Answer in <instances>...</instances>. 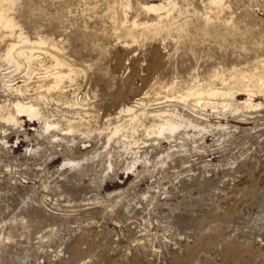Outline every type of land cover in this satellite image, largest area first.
Returning <instances> with one entry per match:
<instances>
[{"label":"rangeland","instance_id":"obj_1","mask_svg":"<svg viewBox=\"0 0 264 264\" xmlns=\"http://www.w3.org/2000/svg\"><path fill=\"white\" fill-rule=\"evenodd\" d=\"M159 1H12L15 32L73 74L48 90L52 59L5 60L0 33V107L41 118L0 119V264H264V87L249 109L233 82L264 75V0L142 8ZM192 87L233 98L202 108ZM163 119L179 129L152 134Z\"/></svg>","mask_w":264,"mask_h":264},{"label":"bare ground","instance_id":"obj_2","mask_svg":"<svg viewBox=\"0 0 264 264\" xmlns=\"http://www.w3.org/2000/svg\"><path fill=\"white\" fill-rule=\"evenodd\" d=\"M13 0H0V33L4 32V33H8V34H2V37H8V38H11L12 41H8V43H6V46H5V49H4V59L5 60H12L14 57H23L25 62L27 64L29 63H32L34 60L37 59V56L35 57L34 56V52L36 51H40L42 53H46L53 61L52 65L49 67L51 68V70H53V73H49L50 76H51V79H52V82L48 85V90L50 89H57L60 87V84L62 83V81L64 79H70L71 75L73 74V71L69 68L68 64H66L65 62H63L62 60H60L55 54H52V52H48L46 51V49H44L45 47H47L48 45V42L41 38V37H38L37 39H29L26 35H24L22 33L21 30H19L18 32H15V30H17L18 28V25L16 24V22L14 21V19L9 16V12L11 10V5L13 4L12 3ZM173 0H162V2H157V3H147V4H142V8L143 10H146L147 13L150 12V13H154L157 15V18L159 17V19L161 18V14L164 12H166V14H164L165 16L168 15V10H170L169 8H173L175 7V3L172 2ZM209 4H211L212 6H216L218 8H221L222 7V2L223 0H208ZM130 4V3H129ZM141 4V3H140ZM208 4V5H209ZM127 4L125 3V6ZM141 8V7H139ZM141 8V9H142ZM208 8V7H207ZM214 9V8H213ZM211 10V9H210ZM145 11V12H146ZM144 12V11H143ZM172 13V12H170ZM169 13V14H170ZM207 13V12H205ZM210 13V12H209ZM212 13V12H211ZM219 14V13H217ZM147 15V14H145ZM162 15V16H164ZM138 16V15H137ZM169 16V15H168ZM167 16V17H168ZM205 16V14L203 15ZM207 16V15H206ZM219 16V15H218ZM135 17H133L134 19ZM163 18V17H162ZM166 18V17H165ZM203 18V17H202ZM209 18V17H208ZM224 18V17H223ZM132 19V20H133ZM135 20V19H134ZM138 20V19H137ZM206 19H204L205 21ZM213 20V19H212ZM221 20V19H220ZM224 20V19H223ZM124 21V20H123ZM145 21V20H144ZM209 21V20H208ZM134 22V21H133ZM146 22V21H145ZM169 22V21H168ZM185 22V21H184ZM212 22V21H211ZM217 22V21H216ZM223 22V21H222ZM123 23V22H122ZM132 24V22H130ZM148 23V22H147ZM146 23V24H147ZM150 23V22H149ZM148 23V24H149ZM207 23V22H206ZM209 23V22H208ZM126 24H129L128 22ZM138 24V23H137ZM156 24V22H155ZM161 24V23H160ZM123 25V24H122ZM139 25V24H138ZM163 25V24H162ZM161 25V28L163 27ZM168 25V24H167ZM172 25V24H171ZM185 25V24H184ZM227 25V23H226ZM229 25V24H228ZM145 26V25H144ZM152 26V25H151ZM160 26V25H159ZM171 27V26H170ZM174 27V25H173ZM185 27V26H184ZM199 27V26H198ZM219 27V26H218ZM224 27V26H223ZM228 27V26H227ZM160 28V27H159ZM165 28V26L163 27V29ZM186 28V27H185ZM188 28V26H187ZM125 29V28H124ZM140 29V28H139ZM163 29H159V30H163ZM166 29V28H165ZM127 30V29H126ZM145 30V29H144ZM186 30V29H185ZM166 31V30H165ZM169 31V30H167ZM166 31V32H167ZM177 31V30H176ZM189 31V29H188ZM192 31V30H191ZM197 31V30H196ZM209 31V30H208ZM131 32V31H130ZM136 32V31H135ZM155 32V30H154ZM153 32V33H154ZM172 32V31H171ZM175 32V31H174ZM173 32V33H174ZM160 33V32H159ZM158 33V35H159ZM179 33V32H178ZM191 33V32H190ZM180 34V33H179ZM188 34V33H187ZM192 34V33H191ZM190 34V35H191ZM204 34V33H203ZM221 34V33H220ZM219 34V35H220ZM134 35V34H133ZM165 35V34H164ZM186 35V34H185ZM185 35H184V38H185ZM215 35V34H214ZM169 36V35H168ZM167 36V37H168ZM173 36V35H172ZM175 36V35H174ZM179 36V35H178ZM193 37V35H191ZM154 37V36H153ZM127 38V37H126ZM124 38V39H126ZM156 38V37H155ZM164 38H166L164 36ZM175 38V37H174ZM180 38V37H179ZM194 38V37H193ZM136 39V38H135ZM186 39V38H185ZM189 39V38H187ZM186 39V40H187ZM192 39V38H191ZM133 40V39H132ZM173 40V39H171ZM194 40V39H193ZM162 41V40H161ZM165 41V39H164ZM188 41V40H187ZM191 41V40H190ZM133 42V41H132ZM131 42V44H132ZM123 43V42H122ZM124 44V43H123ZM129 44V42H128ZM126 45V44H125ZM124 45V46H125ZM50 49H54L55 45L53 44H50L49 45ZM54 51V50H53ZM18 62V61H17ZM13 63V62H12ZM16 64V60L14 62ZM239 72V71H238ZM245 75V74H244ZM46 76V75H45ZM245 77L242 75V74H239L237 75L235 78H234V83L236 84H239L241 87L244 86L245 89H242V91L246 92L247 93V97L245 100L241 101L240 104L244 107V108H249V109H255L257 107L260 106L259 103H253V96H254V93L252 92V90L248 89L249 86L251 87H256L258 88L259 90H261L262 87H264V75H255V74H250L248 76V83H250L251 85H248V84H244L243 81L245 80L244 79ZM244 79V80H242ZM222 84L225 85V81L222 79ZM246 81V80H245ZM200 85V84H199ZM9 86V85H8ZM10 89L14 90L15 93H19V94H22L21 93V87L20 85L19 86H15L14 88L9 86ZM168 88V87H167ZM204 89V88H203ZM203 89H200L199 88H190L189 90H187V95L192 97L194 99V101L196 102V104L200 105L202 108H206V107H210V109L212 108H215L217 105V103H212L211 101L209 102L208 100L210 98H213V97H216V96H221V97H229L230 98H233V96L231 97V94L229 93L228 90H217V89H211L209 88L208 90H203ZM10 91V90H9ZM232 91V90H231ZM260 92V91H259ZM181 96L183 94H180ZM187 96V97H188ZM189 97V98H190ZM184 98V97H183ZM186 98V97H185ZM182 99V98H180ZM180 99H178L180 101ZM208 99V100H207ZM184 100V99H183ZM138 101V100H137ZM168 101V100H167ZM177 102V101H176ZM183 102V101H182ZM136 103V101L134 102ZM139 103V104H138ZM138 105H143L142 104V101H138ZM159 104V103H158ZM134 105V104H133ZM221 107H225L230 105V103H221L219 104ZM136 107V106H135ZM12 110V111H10ZM10 110H4L3 108L0 107V116L2 119V121L8 123V124H11V125H16L19 123V118H24V117H27L28 120H32L35 118L37 120L41 119L40 118V111H39V108L36 104H33L31 102H25V101H14L11 105V109ZM201 110V109H200ZM120 112H125L126 113H133V106H125L123 108H121V110H119ZM133 111V112H132ZM161 112V111H159ZM118 113V112H117ZM163 113V112H162ZM134 115V114H132ZM131 116V115H130ZM153 117H156V118H159L161 119V116L159 114H152ZM170 116V115H169ZM168 116V117H169ZM137 118V117H136ZM144 118V117H143ZM163 118V117H162ZM167 118V117H166ZM173 118V117H172ZM43 119V118H42ZM135 119V118H134ZM133 119V120H134ZM132 120V121H133ZM179 120V119H178ZM130 122H131V117H130ZM175 122V121H174ZM152 123V122H151ZM181 123V122H180ZM132 124V123H131ZM137 125V124H136ZM55 127L56 124L54 123H50L48 122L47 120H43V127L45 129H49L51 127ZM150 126V125H148ZM152 126V125H151ZM179 125H177V123H173L171 122L170 120H167V119H163V120H160V122L158 124H155L153 125V127H147V128H150L152 134L154 132H156L157 134H163V132L165 131H171L174 130V129H179L177 128ZM121 127V125H120ZM133 127V126H132ZM185 127V126H184ZM187 127V125H186ZM136 128V127H135ZM135 128L133 130H135ZM182 128V127H181ZM137 129V128H136ZM183 129V128H182ZM129 130V129H128ZM131 130V129H130ZM149 130V131H150ZM71 131V130H70ZM119 131V125H115L113 126L112 128V131L110 132L111 133V136L113 137V135L117 134ZM122 131V129H121ZM175 131V130H174ZM135 132V131H134ZM133 132V133H134ZM137 132V131H136ZM150 132V133H151ZM119 134V133H118ZM131 134V132H130ZM135 134V133H134ZM133 134V135H134ZM125 135V134H124ZM164 135V134H163ZM123 136V135H122ZM130 136V135H129ZM155 136V135H154ZM127 137V136H126ZM156 137V136H155ZM109 138V137H108ZM132 138V136H131ZM133 139V138H132ZM135 141V140H134ZM132 142V141H131ZM135 154V153H134ZM136 159V158H135ZM134 159V160H135ZM137 160V159H136ZM135 161H133V165L135 164ZM70 162V161H69Z\"/></svg>","mask_w":264,"mask_h":264}]
</instances>
